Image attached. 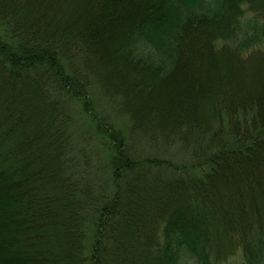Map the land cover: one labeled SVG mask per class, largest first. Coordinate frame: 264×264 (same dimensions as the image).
Instances as JSON below:
<instances>
[{"label":"trees","instance_id":"obj_1","mask_svg":"<svg viewBox=\"0 0 264 264\" xmlns=\"http://www.w3.org/2000/svg\"><path fill=\"white\" fill-rule=\"evenodd\" d=\"M83 4L0 0V264H264V0ZM90 78L198 174L90 114ZM73 100L106 149L101 190L70 156Z\"/></svg>","mask_w":264,"mask_h":264},{"label":"rangeland","instance_id":"obj_2","mask_svg":"<svg viewBox=\"0 0 264 264\" xmlns=\"http://www.w3.org/2000/svg\"><path fill=\"white\" fill-rule=\"evenodd\" d=\"M64 9L67 6H72L79 11L84 7V0H62ZM64 15L65 13H62ZM174 94L167 93L166 98L171 99L174 102L183 100V97L187 96V92L180 93L171 91ZM6 94V93H4ZM87 100L88 112L93 116L100 117L103 120H107L114 128L120 129L125 136L127 146L136 152L137 155L157 156L161 157L171 164L178 166L181 170L186 168L189 172L198 174V168H191L189 162L192 160L189 148L183 142L179 140H170L165 142L159 137H152L147 134L139 133L138 130L133 128L132 122L128 115L119 108V99L116 96H112L111 93L103 87L95 79L90 78L87 86V91L84 97ZM34 103L27 101L24 104V110L28 114L30 112L31 117L28 116L27 123L30 126L33 125V109ZM70 108V117L67 126V133L69 135L70 144V156H74L82 163L88 161L87 166L89 168V177L91 182L95 185L96 189L101 190L105 184H108L109 180V168L108 171L105 167L106 161V149L102 145L99 135L96 133L93 121L89 116L81 111V101L73 100ZM93 120V119H92ZM104 139V138H103ZM68 154V153H67ZM69 155V154H68ZM69 156V157H70ZM177 173H181L178 172ZM99 187H101L99 189ZM103 190V189H102ZM54 239L58 236L54 233ZM241 257L238 253L228 257L226 264H240Z\"/></svg>","mask_w":264,"mask_h":264}]
</instances>
